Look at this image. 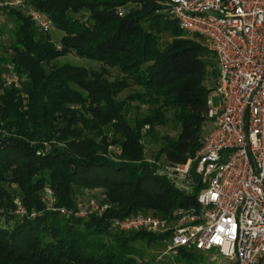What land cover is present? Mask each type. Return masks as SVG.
<instances>
[{
  "label": "trees",
  "instance_id": "trees-1",
  "mask_svg": "<svg viewBox=\"0 0 264 264\" xmlns=\"http://www.w3.org/2000/svg\"><path fill=\"white\" fill-rule=\"evenodd\" d=\"M25 1L62 37L56 42L17 10L5 17L11 26L0 23V65L13 63L24 79L20 87L0 81V264H154L147 252L164 251L171 233L115 231L112 220L138 213L165 218L178 207H198L203 185L196 163L193 191H181L146 161L144 139L155 143L156 127L171 122L180 132L160 149L166 163L195 157L213 91L206 82L217 85L218 59L206 40L189 36L163 12L166 0ZM166 35L171 42L163 41ZM68 55L101 66L61 61ZM109 69L118 72L113 80ZM132 101L147 112L128 118ZM112 145L118 152L109 151ZM46 187L60 207L74 209L79 195L96 190L110 207L102 216L66 218L45 211ZM15 197L43 214L17 217ZM173 262L204 259L201 251L181 248L162 264Z\"/></svg>",
  "mask_w": 264,
  "mask_h": 264
},
{
  "label": "built area",
  "instance_id": "built-area-1",
  "mask_svg": "<svg viewBox=\"0 0 264 264\" xmlns=\"http://www.w3.org/2000/svg\"><path fill=\"white\" fill-rule=\"evenodd\" d=\"M165 4L180 28L206 40L218 59L214 93L220 105L215 106L211 94L207 99L206 117L213 127L194 158L169 165L167 172L172 183L185 184L196 163L203 189L198 207H178L165 218L138 213L115 218L112 225L121 232H170L167 252L172 254L181 248L218 251L229 264H264V0H166ZM10 10L22 12L45 33L54 27L45 13L25 0H0V23ZM124 13L120 7L118 14ZM23 80L17 78L13 63L0 65L5 87H20ZM3 136L0 128V144ZM42 202L45 211L66 218L102 216L110 207L96 199L74 209L60 207L50 187L45 188ZM14 214L34 219L43 211H29L15 198Z\"/></svg>",
  "mask_w": 264,
  "mask_h": 264
},
{
  "label": "rangeland",
  "instance_id": "rangeland-1",
  "mask_svg": "<svg viewBox=\"0 0 264 264\" xmlns=\"http://www.w3.org/2000/svg\"><path fill=\"white\" fill-rule=\"evenodd\" d=\"M161 5L164 7L163 12L168 13L166 10L165 2L161 3ZM2 23H5L6 25L11 26V22L9 20H6V18L3 20ZM49 33L52 36V39H54L56 42H59V40L62 37V32L57 30L55 27H52ZM189 36H191V35H189ZM171 40H172V38L169 37L168 35L163 36V41L171 42ZM198 41H202V40L198 39ZM202 42H204V44L206 45L205 41H202ZM61 61H66V62H69L72 64L81 65V66H85V67L92 68V69H99L101 66V64H99L97 62L89 61L86 59H81L75 55H68V56L62 58ZM109 71H110L109 79L113 80L118 75V72L116 69H109ZM206 86L209 88H213V91L211 92V96L213 98L215 106L218 107L220 105V97L214 93V89L216 88V81L215 80L208 81V82H206ZM135 89H136V87H132V88H129V89L123 91L118 96V99H120V100L125 99ZM147 108H148V106H146V105H140L139 102L132 101L130 114H129L128 118L136 117L140 113L145 114L147 112ZM212 127H213L212 121L208 120L204 123L203 131H202L203 139L208 135V133L210 132ZM147 129H149V128H147ZM179 132H180L179 128L174 126L173 123L170 122L167 125L156 127V129L154 131L155 138H156L155 143L151 142V139H152L151 137H146L144 139L145 145H146V151H145L146 161L153 164L156 167L158 173L166 176L167 178H168L167 172L169 171V164L166 163L165 156H163L160 153V149L166 143V141H167L166 139L175 140L178 137ZM109 151L118 152V148L112 145L109 147ZM112 159L116 160L115 158H112ZM173 184L176 186V188H178L179 190L184 191L186 193L190 192L191 191L190 189H194V187H195L193 177L189 182H187L185 184H176V183H173ZM7 187L9 189H16L17 186L14 184H8ZM78 197H79L78 203H83L84 205H86L91 199H96V200L100 201V199L102 198L100 190H96V191H92V192H83L82 195H79ZM15 198H18L19 200H21L19 197H15ZM112 229L115 231H118L113 227V225H112ZM169 244L170 243L168 241L167 242L168 246L164 251H157L154 248L150 249L147 252V254H149V256L145 257V259L146 258L153 259L155 262L154 264H162L163 261H173V256L175 254L167 252ZM202 255H203V259H204L203 264H229L228 260H226L218 251L202 252ZM174 264H179V263H174Z\"/></svg>",
  "mask_w": 264,
  "mask_h": 264
}]
</instances>
